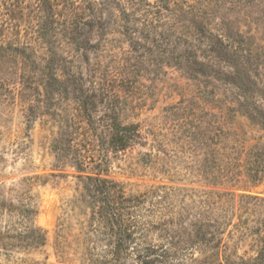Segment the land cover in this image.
<instances>
[{"label": "rangeland", "instance_id": "rangeland-1", "mask_svg": "<svg viewBox=\"0 0 264 264\" xmlns=\"http://www.w3.org/2000/svg\"><path fill=\"white\" fill-rule=\"evenodd\" d=\"M12 1L6 7L0 0V82L8 86L0 102V233L10 226L20 228L17 216L10 213L13 207L32 206L34 224L45 233L46 243L33 249H23L17 242L12 248L0 246V264H95V254L103 255L106 250L105 243L93 234L91 210L82 197L85 176H94L97 171L89 165L85 172H78L70 153L61 162L53 150V142L67 136L71 145L88 157L94 155L88 142H96V135L98 144L103 145L99 152L103 150L108 160L99 176L121 185L127 195L150 197L154 192L157 199L164 200L162 206L170 205L177 212L181 207L198 206L203 191L231 193L235 200L249 195L259 202L256 206L249 202L242 220L247 219L252 226L264 218V130L238 106L234 89L217 83L214 96H208L205 92L210 85H205L204 79L195 80L172 63L150 57L134 62L127 87L111 100L118 108L119 122L134 126L138 138L124 150L105 148L109 138L105 123L100 121L94 134L77 100L81 88L85 92L82 98L87 96L97 105L92 117L96 121L102 117L106 110V102L98 103L102 100L98 85H102V73L94 79L91 76L95 65L92 46L99 44L109 51L121 46L123 38L116 25L115 32L107 35L84 25L81 40L89 47L86 62L72 51L75 45L69 14L71 8H87L88 3L103 0H18L10 15ZM219 6L216 16L231 22L226 27L256 35L247 65L253 78L264 86V7L249 9L235 0H222ZM48 8L56 21L65 14L70 16L43 35L41 11ZM83 14L85 22L93 18L88 11ZM103 14L110 20V14L105 10ZM216 23L225 27L219 19ZM48 48L65 57L64 67L56 61L47 62ZM100 60L103 70L107 69L110 55L105 52ZM52 73L64 84L62 91L47 86ZM94 94L96 98L90 97ZM252 102L255 108L264 109L257 93ZM208 138L211 141L206 147ZM221 148L230 161L228 172L235 173L222 185H210L202 175L205 166L210 171L217 168ZM250 150L262 155L258 182L246 178ZM149 205L148 201L143 210ZM238 221L235 217L232 224ZM5 236L0 244L9 243ZM223 243L226 253L245 259L254 255L258 244L254 237H242L231 226Z\"/></svg>", "mask_w": 264, "mask_h": 264}, {"label": "trees", "instance_id": "trees-1", "mask_svg": "<svg viewBox=\"0 0 264 264\" xmlns=\"http://www.w3.org/2000/svg\"><path fill=\"white\" fill-rule=\"evenodd\" d=\"M9 1L1 0V4L4 5L5 2L7 7ZM221 1L103 0L94 5L88 3L87 8L69 10V14H72L70 25L75 45L72 51L77 52L86 62L89 61V47L81 40L84 25L91 29L96 28L99 32H104V35L114 33L113 26L116 25L118 34L123 38L121 46L115 45L109 51L101 49L99 44L92 46L95 65L91 76L94 79L97 74L102 73L101 87L98 84L99 92L101 91L99 96L102 97L98 103L106 102L102 117L97 118V121L92 117V113L97 111V105L87 96L82 98L85 92L81 88L77 100L81 113L90 121L91 127L93 126L94 134L100 126V121L105 123L109 132L105 148L124 150L138 138L134 126L122 125L119 122L118 108L113 105L111 99L120 89L127 87L129 73L134 67L132 63L139 64L148 57L172 63L195 80L204 79L203 83L210 85L205 95L214 96L219 88L217 83L231 87L236 91L233 96L238 106L244 109L250 120L264 130V109L255 108L252 102L253 95L257 93L264 103V86L259 85L253 78L247 65L248 54L256 46V35L238 28L226 27L231 22L224 20L221 15L216 16ZM235 1L249 9L264 7V0ZM14 3H18V0L10 3V15L17 9ZM104 10L110 14V20L103 18ZM87 11L93 16L90 22H85L83 13ZM69 14L56 21L50 8L41 11L43 35L52 30L58 22L67 21ZM217 19L226 28L220 27V24L216 23ZM47 51V62L52 64L56 61L57 65L64 67L65 57L58 54L55 48H48ZM105 52L110 55V64L103 70L100 59ZM73 78L76 79L74 76ZM48 81L50 90H63L64 84L59 81L58 75L52 73ZM75 85L79 86L76 80ZM7 89L8 86L1 81L0 102L3 101ZM90 97L96 98V94ZM95 140L96 142H93V139L88 142L90 151L94 154L88 157L78 147L71 145L68 136L66 140L53 142V150L61 162L70 153L78 172H85L90 166L97 171L94 176H85L82 186V197L91 210L93 234L98 242L105 243L106 248L102 252L103 255L95 254V264H264V218L257 219L252 226L248 224L247 219L242 220L247 213L249 202L253 206L259 202L256 197L242 195L239 200H235L231 193L203 191L198 197V206H192V209L181 207L177 212L170 205L162 206L164 200L162 197L157 199L153 195L154 192L150 193V197L146 194L127 195L121 185L99 176L104 172L103 167L107 165L108 160L103 150L99 152L103 145L98 144L96 135ZM210 141L208 138L204 142L206 147ZM220 150L221 161L216 165V171H210L205 166L206 170L202 175L210 185H222L235 173L228 172L230 161L225 157V148ZM261 156L259 151L249 152L245 165L246 178L250 182L260 180L263 168ZM148 201L149 208L143 210ZM193 209L198 211L191 212ZM10 213L17 216L20 228L10 226L7 232L0 233V241L4 234L5 239L9 241L0 246L5 249L12 248L15 242L23 249L45 246V233L34 224L35 212L32 206L13 207ZM235 217L239 221L232 224ZM230 226L242 237H254L258 244L252 257L245 259L226 253L227 245L223 243V235Z\"/></svg>", "mask_w": 264, "mask_h": 264}]
</instances>
